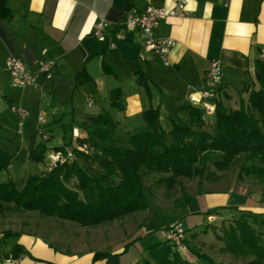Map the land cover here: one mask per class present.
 Listing matches in <instances>:
<instances>
[{
	"label": "crops",
	"instance_id": "crops-1",
	"mask_svg": "<svg viewBox=\"0 0 264 264\" xmlns=\"http://www.w3.org/2000/svg\"><path fill=\"white\" fill-rule=\"evenodd\" d=\"M176 1L7 0L12 17L10 20L0 17V73H9L5 64L10 56L19 58L32 71H37L46 59H54L56 69L53 78L46 80L39 76L40 86L34 89L49 91L66 100L71 95V113L76 108L72 100L74 95L91 91L96 100L89 98L87 104L95 108L96 113L88 114L78 122L108 109L118 121L115 140L119 128L125 138L127 131L138 133L144 130L143 112L149 107L159 109L160 122L165 129H169L167 118L175 114L181 117L176 109L190 103V96H199L198 91L205 83L212 59H218L222 65L220 101L227 109H237L240 101L246 102L248 98V91L242 88L245 79L253 76L254 61L264 59V0H186V15L164 17L153 31L156 38H172L175 41L166 56V64L160 56L144 52L141 45L146 36L139 30H128L122 20L127 13L143 12L148 5L169 9ZM99 20L108 23L103 39L91 33L92 25ZM79 71H83L88 80L75 85L74 79ZM137 73L142 75L143 83L136 80ZM116 87L122 91L123 110L113 109L109 104V92ZM205 117L213 120L212 114ZM63 118L59 113L52 116V123L48 125V146L66 141L76 144L69 126L77 127V121H73V114L67 124H64ZM57 122L64 130L59 137H54L51 131ZM0 124L3 126V123ZM78 131L83 136L80 128ZM47 169L43 166L40 171ZM248 195L251 202L240 205L239 212L264 216V201L256 195ZM217 204L200 232L211 222L221 220L222 211H229L226 217L237 214L219 208L221 202ZM141 217L138 222L135 220L136 224L144 223L146 216ZM190 224L196 226L194 221ZM133 235L134 230L125 241L128 242ZM13 236L15 241L5 245L6 236L0 234V264L143 262L132 263L119 256L124 237L104 248L77 250L71 247V243L57 241L41 233L22 232ZM14 246L19 249L12 255ZM187 250L190 249L181 250L182 255L195 264L197 259L190 258ZM97 251L116 255L95 259Z\"/></svg>",
	"mask_w": 264,
	"mask_h": 264
},
{
	"label": "trees",
	"instance_id": "trees-1",
	"mask_svg": "<svg viewBox=\"0 0 264 264\" xmlns=\"http://www.w3.org/2000/svg\"><path fill=\"white\" fill-rule=\"evenodd\" d=\"M0 17H12L7 0H0ZM87 80L79 71L74 83L81 85ZM136 80L143 83L142 75L137 73ZM242 90L248 91V98L235 110L217 99L212 130L199 106L188 103L178 107L176 112L182 116H169V129L162 126L159 109L149 107L143 112L144 130L127 131L126 145L115 140L118 121L110 110L89 115L76 124L83 136L76 138L75 145L71 141L55 146L38 142L29 153L31 160L45 163L48 151L66 154L68 148L71 158L29 174L21 188L10 177L0 180V209L12 204L19 210L91 227L150 209L152 185H146L144 179L152 174H163L153 183L170 190L180 177L209 178L214 174L210 167L224 171L242 157L238 175L264 178V59L254 61L253 76L245 79ZM109 104L124 109L119 87L110 90ZM3 140L0 135V172L8 169L14 155L1 147ZM189 200L190 195L183 193L172 204L178 207ZM218 226L223 252L248 264H264L263 215L239 212ZM174 248L166 239L153 243L146 248L142 263L150 264L151 258L156 264H190ZM17 249L14 246L12 255ZM113 255L97 251L94 258Z\"/></svg>",
	"mask_w": 264,
	"mask_h": 264
},
{
	"label": "rangeland",
	"instance_id": "rangeland-1",
	"mask_svg": "<svg viewBox=\"0 0 264 264\" xmlns=\"http://www.w3.org/2000/svg\"><path fill=\"white\" fill-rule=\"evenodd\" d=\"M90 93L91 91H87L85 94L74 95L72 100L76 108L74 113H71L70 109L73 106L70 100L71 95H68L66 100L46 90H35L30 86H15L11 82L9 73H0V123H3L0 135L4 138L1 147L14 154L8 169L0 172V180L10 177L17 188H21L29 174L39 172L43 166L49 167L48 157L45 159L47 163L35 162L29 158L30 151L38 142L47 143L43 140L40 131L50 133L48 125L54 114L63 115V122L67 124L71 121L72 114L75 119L73 121L78 122L82 117L96 113L95 108L87 104L89 98L96 100V96ZM13 104L19 105L26 111L20 131H17V116L11 108ZM205 122L207 128L212 130L213 120L205 117ZM63 130L61 124L57 122L51 133L54 137H59ZM121 132L119 128L116 139L119 143L126 145V138ZM53 141L55 142L54 139ZM241 164L242 157H239L227 170L215 171L210 167L214 174L209 178L180 177L177 184L170 190L153 183L163 174H152L144 179L146 185H152V193L149 197L151 208L147 209L148 211L134 213L126 219H115L117 221L112 220L113 222L109 221L110 223L105 225L103 223L98 227L81 226L71 221L43 216L38 212L19 210L12 204H6L0 209V234L6 236L5 245L15 241V236L10 233L35 232L57 241L71 243V247L77 250L86 247L104 248L111 243L114 245L115 241L124 237L119 256L135 263L138 260L143 261L147 256L145 250L149 245L165 240L166 226L181 222L187 230L186 239L183 246L174 249L190 264L193 262L185 255L183 256L181 250L189 248L191 251L187 250V254L190 258L192 256L194 260L197 259L195 264H248L246 260L221 250L223 242L217 238V235L221 234L218 225L222 221L231 219V214L230 217H226L229 211H222L221 220L213 221L206 229L199 231L206 225L208 212L218 207V201L222 203L219 208L232 210L233 213H239L240 205L251 202L248 194L256 195L264 201V178L238 175ZM199 190L203 192H198ZM183 193L190 195V200L174 207L172 202L180 198ZM142 215L146 216L144 223L136 224L135 220L138 222L143 218ZM191 221L196 222V226L188 225ZM133 230V237L128 242L125 241ZM193 230L199 232L188 233ZM7 232L10 236H7ZM148 260L150 264H156L153 259L148 258Z\"/></svg>",
	"mask_w": 264,
	"mask_h": 264
},
{
	"label": "built area",
	"instance_id": "built-area-1",
	"mask_svg": "<svg viewBox=\"0 0 264 264\" xmlns=\"http://www.w3.org/2000/svg\"><path fill=\"white\" fill-rule=\"evenodd\" d=\"M186 0H177L172 8L155 7L148 5L141 13H127L122 24L128 30H139L146 37L142 42L141 48L144 52L155 54L163 58L167 64L166 56L174 46L175 41L172 38H156L153 35L154 28L160 19L169 16H184L187 14ZM108 23L105 20H99L92 25L91 33L94 37L103 39ZM113 46V44H110ZM6 68L9 71L11 82L15 86H30L37 88L40 86L39 76L46 80L52 79L56 69V62L52 58L43 61L37 71H32L16 56H10L6 60ZM222 80V65L218 59H212L206 71V79L202 88L198 91L199 96H190V103L199 106L204 116L211 115L215 111L217 99L220 98V84ZM12 111L17 116V131L21 130L22 119L26 111L19 105H11ZM43 140L46 141L49 135L40 131ZM73 139L79 136L78 128L73 126L71 129ZM85 148V145L83 146ZM49 159L48 168L54 166L57 162L64 160L66 157L71 158L72 153L67 148L66 154L60 150H50L47 154ZM186 229L181 222H175L164 228L165 239L174 247L183 246L186 239Z\"/></svg>",
	"mask_w": 264,
	"mask_h": 264
}]
</instances>
